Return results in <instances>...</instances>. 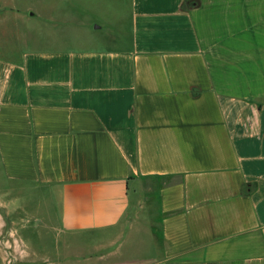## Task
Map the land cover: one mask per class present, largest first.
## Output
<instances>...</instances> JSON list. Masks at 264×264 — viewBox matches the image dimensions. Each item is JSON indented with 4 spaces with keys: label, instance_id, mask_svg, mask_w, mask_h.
<instances>
[{
    "label": "crops",
    "instance_id": "crops-1",
    "mask_svg": "<svg viewBox=\"0 0 264 264\" xmlns=\"http://www.w3.org/2000/svg\"><path fill=\"white\" fill-rule=\"evenodd\" d=\"M49 1L45 24L75 15L88 44L0 45V238L264 264V0ZM4 16L38 31L37 11Z\"/></svg>",
    "mask_w": 264,
    "mask_h": 264
},
{
    "label": "rangeland",
    "instance_id": "rangeland-1",
    "mask_svg": "<svg viewBox=\"0 0 264 264\" xmlns=\"http://www.w3.org/2000/svg\"><path fill=\"white\" fill-rule=\"evenodd\" d=\"M55 4L56 3H52L49 0H0L1 7L19 10V12L23 14L28 12V10L37 11V13L41 16L40 20L38 19L36 22L35 27L38 31L35 34H28L26 32L28 28V24L26 23H20L18 26H16L15 20L7 16L0 17V45H7L8 43L10 44L13 42L14 39L19 35V31H22L23 37L26 36V40H29L30 44L33 42L38 46H50L52 44L61 43V45L64 46L78 47L88 44V34L85 35L87 31L86 33L83 31L81 25L78 22L81 19L75 17V15L71 16L69 13H67L64 18L56 17L54 20L51 19L49 24H45V18L54 11L53 7ZM57 12L59 11L56 10L54 13ZM92 28H95V26L93 25ZM39 37L40 39H38ZM83 39L86 40L83 41ZM1 220L2 219L0 217V222L2 223L3 221ZM26 231H37L41 232V234H39L38 240L32 239L30 237L26 238L27 240L29 239L30 245L17 237H15L17 242L14 241L13 244L10 242L13 241L12 239L10 241H5L0 238V264L15 263L12 257H6L4 252L6 254L9 253L12 256L15 255V257H19L20 264H32V262L35 264L36 261V264H63V256L66 252H69L68 250L62 251L60 254L61 259L56 260L55 257H57L59 247H61L60 243H62L66 235L62 234L60 236H55V233L49 231L47 228H30L26 229ZM128 241H126L125 237V240L122 243V251L124 252L127 249ZM131 241L132 240L130 239V243ZM35 250L39 251L40 255L42 256L36 257L35 253H33ZM51 259L52 261H50ZM80 264L90 263L87 261V263Z\"/></svg>",
    "mask_w": 264,
    "mask_h": 264
},
{
    "label": "water",
    "instance_id": "water-1",
    "mask_svg": "<svg viewBox=\"0 0 264 264\" xmlns=\"http://www.w3.org/2000/svg\"><path fill=\"white\" fill-rule=\"evenodd\" d=\"M86 259L83 255L73 254L71 252H66L63 256V264H74L80 263Z\"/></svg>",
    "mask_w": 264,
    "mask_h": 264
}]
</instances>
